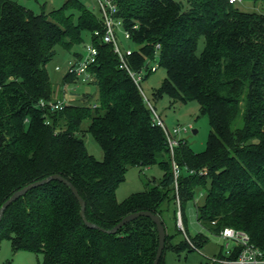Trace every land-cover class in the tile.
<instances>
[{"label": "trees", "instance_id": "trees-1", "mask_svg": "<svg viewBox=\"0 0 264 264\" xmlns=\"http://www.w3.org/2000/svg\"><path fill=\"white\" fill-rule=\"evenodd\" d=\"M115 1L131 42L139 46L127 58L130 68L138 72L145 58L154 60L158 45L166 77L153 96L195 101L208 118L211 129L202 152L183 141L173 152L180 167L183 226L184 208L202 187L198 223L212 234L225 227L242 230L264 255V0H241L260 2L261 13L239 11L229 0H186V9L175 0ZM102 30L99 17L81 0L38 14L0 0V207L24 186L59 174L83 199L87 222L109 230L130 213L149 211L165 228L162 215L170 207L177 220L166 136L119 68L112 46L94 35ZM83 33L97 49L88 68L97 87L96 106L40 108L39 101L54 99L47 63L57 47L71 51L82 44ZM76 79L66 73L63 82ZM86 132L100 146L101 161L88 153ZM154 165L163 173L155 185L147 183L117 201L128 167ZM4 238L16 251L42 254L38 264H153L158 247L156 226L148 217L114 234L87 227L70 188L58 180L31 188L5 208L0 242Z\"/></svg>", "mask_w": 264, "mask_h": 264}, {"label": "rangeland", "instance_id": "rangeland-1", "mask_svg": "<svg viewBox=\"0 0 264 264\" xmlns=\"http://www.w3.org/2000/svg\"><path fill=\"white\" fill-rule=\"evenodd\" d=\"M12 1L17 2L38 14L41 12L48 13L52 10L59 9L66 0ZM81 1L90 12L99 17V13L94 7V0ZM175 1L179 2L184 9L188 7L186 0ZM233 4L239 11L256 13L263 12L260 2L254 3L239 0L233 2ZM82 37L83 43L75 46L71 51H66L57 47L55 55L46 65V70L54 91L53 100L64 99L67 104H94L97 102V87L93 83L94 81L84 82L80 79H76L75 82L71 83L63 82V77L67 73V68L70 64L69 62L79 58L74 57L73 52L83 54L85 52V45L90 42L88 33H83ZM117 38L122 49L128 46L133 47V45L125 40L120 33L117 34ZM203 44L204 42L201 38L198 43L197 53L202 50ZM150 66L156 67V70L150 74H148V71L139 74L140 79L137 82L138 86L134 83L142 95L147 107L149 108V105H151L162 121L164 128H166L170 134H172L173 129L176 127H186L187 130L182 131L176 135L175 138L180 140L179 143L181 141L187 142V145L193 152H202L206 147V142L211 129L208 123V118L200 113L199 104L195 101L173 100L167 95L155 98L153 92L159 89L162 81L166 77V73L162 67H159L158 57H155L154 60H150ZM86 94L88 95L87 99L81 100ZM149 109L151 111V108ZM151 114L154 117L152 112ZM83 124L86 126L87 121ZM192 130H196V133H193ZM82 137L88 153L95 159L101 161L103 159V152L97 142L87 132L83 133ZM170 155L171 162L175 161L171 152ZM162 175V171L155 165L149 168H140L136 166L128 167L124 181L116 190L117 201L121 202L131 194L140 192L145 187L155 185L162 178ZM147 183L148 186H145ZM207 186H209L208 183ZM204 197L205 189L202 187L198 188L195 191L193 200L188 202L184 208L185 225L183 227L187 232V239L184 236V232L179 229L177 221L175 222L176 224L174 223L172 217L173 210L171 207L162 215L166 232L161 264H219L216 262V259L221 254L222 242L220 238L217 234H212L210 231L202 227L197 221L196 206L203 203ZM173 204L174 201L172 202V205ZM201 239L206 240L202 241ZM190 241H192L197 247L193 248ZM42 260V254L14 250L10 240L7 238H4L0 242V264H38L41 263Z\"/></svg>", "mask_w": 264, "mask_h": 264}, {"label": "built area", "instance_id": "built-area-1", "mask_svg": "<svg viewBox=\"0 0 264 264\" xmlns=\"http://www.w3.org/2000/svg\"><path fill=\"white\" fill-rule=\"evenodd\" d=\"M239 0H229L230 3L237 2ZM94 7L99 13V19L102 22L103 30L102 32L95 31V36H100L101 41L105 44L112 46V50L117 57L119 68L123 69L130 76L132 81L137 85L139 81V74L144 73L146 70L153 72L156 67L150 66V60L145 58V64L143 68L136 72L133 71L128 65L127 58L130 57L135 51L138 50V45L131 43L130 32L123 26V19L118 16V6L115 0H94ZM133 26L132 28H136ZM120 33L121 36L127 40L133 47H125L122 49L119 45L117 34ZM159 46H155L154 58L158 57ZM97 49L89 42L85 45V52L77 60L69 62L67 68V73L72 74L75 78H78L84 82L94 81V76L88 72V68L91 64L96 61ZM138 86V85H137ZM147 102V101H146ZM149 103V102H148ZM67 103L65 100H50V101H39L38 106L43 109H49L51 111L62 110ZM93 106H96L93 104ZM151 112L153 113L155 123L160 126L166 135L167 144L171 154H173V148L177 147L179 144L178 139L175 138L176 135L182 131H186L187 128H174L172 134H170L155 110L149 105ZM46 123H48L46 121ZM172 171L174 177V189H175V204H176V216L177 225L179 229L184 232V227L181 220L180 211V200L177 193V177L180 174V167L175 161H172ZM190 173H194L190 171ZM200 174H205L204 171H199ZM217 236L222 242L221 254L217 257L216 262L219 264H264V255L262 251L255 246L251 241L249 235L238 229L231 227H225ZM186 237V235H185ZM187 239V237H186Z\"/></svg>", "mask_w": 264, "mask_h": 264}, {"label": "water", "instance_id": "water-1", "mask_svg": "<svg viewBox=\"0 0 264 264\" xmlns=\"http://www.w3.org/2000/svg\"><path fill=\"white\" fill-rule=\"evenodd\" d=\"M192 132L196 133V130H192ZM53 180H58L70 188L73 196L76 198V200L78 201V203L80 205V216L84 220L85 225L89 228H95V229L105 231L109 234H114L118 229H120L126 223H128V222H130V221H132V220H134L140 216L148 217L155 224L156 230H157V236H158V247L156 250V255H155V259L153 261V264H159V260L162 256V253L164 250V245H165V228H164L162 221L158 215L153 214L152 212H149V211L133 212V213H130V214L124 216L112 229L104 230V229L98 227L97 225L91 224V223L86 221L85 216H84L85 203H84L83 199L80 197L76 188L68 180H66L65 178H63L59 174H53V175L48 176L45 179L35 181L33 183H30V184L24 186L20 190L14 192L0 207V220L2 218V215H3L5 208L8 205H10L13 201H15L18 197L24 195L28 190H30L33 187H36L38 185H42L44 183H48V182L53 181Z\"/></svg>", "mask_w": 264, "mask_h": 264}]
</instances>
